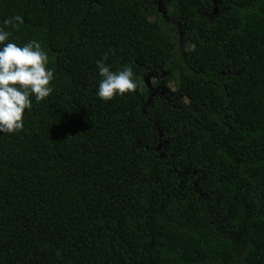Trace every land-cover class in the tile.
I'll return each instance as SVG.
<instances>
[{
  "label": "trees",
  "instance_id": "trees-1",
  "mask_svg": "<svg viewBox=\"0 0 264 264\" xmlns=\"http://www.w3.org/2000/svg\"><path fill=\"white\" fill-rule=\"evenodd\" d=\"M163 6L0 0L9 41L39 42L54 73L0 134V264H264V0ZM105 54L175 76L150 119L145 87L97 98Z\"/></svg>",
  "mask_w": 264,
  "mask_h": 264
},
{
  "label": "clouds",
  "instance_id": "clouds-1",
  "mask_svg": "<svg viewBox=\"0 0 264 264\" xmlns=\"http://www.w3.org/2000/svg\"><path fill=\"white\" fill-rule=\"evenodd\" d=\"M5 25L23 23L20 15L6 19ZM11 32L0 28V134H15L24 129L25 110H31L33 98L39 103L53 91L50 84L54 73L49 57L41 44L31 40L23 46L10 42ZM6 41H9L5 43ZM107 54L96 61L101 78L96 96L104 102L135 90L133 71L130 67L113 71L105 64Z\"/></svg>",
  "mask_w": 264,
  "mask_h": 264
},
{
  "label": "rangeland",
  "instance_id": "rangeland-1",
  "mask_svg": "<svg viewBox=\"0 0 264 264\" xmlns=\"http://www.w3.org/2000/svg\"><path fill=\"white\" fill-rule=\"evenodd\" d=\"M158 7L161 11H164L165 13L168 12L167 9H164L163 6V0H158ZM152 18V16H151ZM184 50H185V54L188 57H194L195 53L194 50L192 49V46L190 44H184L183 45ZM144 59H145V55L142 54L141 55ZM133 71V79L135 81L136 87L139 88H143L145 87L148 91V100L146 103V107L144 109V118L146 120L150 119V111H149V105L151 104V102L153 101V97L155 95H160L163 96L165 98L170 97L171 96V91L175 89V85H176V79L175 76H173L171 79H167V80H162L161 78H159L156 73L148 71L146 73H143L142 75H139L136 70L132 67H130ZM162 76H164V74H162ZM161 76V77H162ZM164 140L160 139L158 142L157 147L161 148L164 145Z\"/></svg>",
  "mask_w": 264,
  "mask_h": 264
},
{
  "label": "flooded vegetation",
  "instance_id": "flooded-vegetation-1",
  "mask_svg": "<svg viewBox=\"0 0 264 264\" xmlns=\"http://www.w3.org/2000/svg\"><path fill=\"white\" fill-rule=\"evenodd\" d=\"M158 1V0H157Z\"/></svg>",
  "mask_w": 264,
  "mask_h": 264
},
{
  "label": "water",
  "instance_id": "water-1",
  "mask_svg": "<svg viewBox=\"0 0 264 264\" xmlns=\"http://www.w3.org/2000/svg\"><path fill=\"white\" fill-rule=\"evenodd\" d=\"M148 100V99H147Z\"/></svg>",
  "mask_w": 264,
  "mask_h": 264
}]
</instances>
